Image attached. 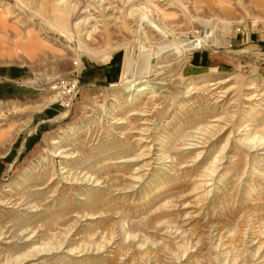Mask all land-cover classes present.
<instances>
[{
    "label": "rangeland",
    "instance_id": "374dc122",
    "mask_svg": "<svg viewBox=\"0 0 264 264\" xmlns=\"http://www.w3.org/2000/svg\"><path fill=\"white\" fill-rule=\"evenodd\" d=\"M0 202L28 264H264V0H0Z\"/></svg>",
    "mask_w": 264,
    "mask_h": 264
},
{
    "label": "bare ground",
    "instance_id": "6f19581e",
    "mask_svg": "<svg viewBox=\"0 0 264 264\" xmlns=\"http://www.w3.org/2000/svg\"><path fill=\"white\" fill-rule=\"evenodd\" d=\"M129 14L135 15L138 21L141 23V25H143V27H148L154 30L155 32H157V34H159L161 37H163L166 41V44L161 45L159 49L161 52L171 54V56H182L185 58L187 54L191 52L202 50L208 42L207 39L204 40L196 39L190 42V41H180V39L175 38L176 43H174L172 39L175 37V35L169 30H167L165 27H162L163 25L160 26L156 21H154L151 17H149L147 13L143 12V9L141 7L130 10ZM229 42L226 41L224 45L229 46L230 44ZM125 54L126 55H125V59L123 58L124 62L122 63V70H121L119 82L116 84H112L110 88L111 89L121 88L126 97L127 102L132 101L134 96L140 94L143 91L155 92L156 88L150 87L149 79L150 77L155 76L152 73L151 68L152 66L155 65L154 62L155 59H158L159 57L157 55L155 56L152 55L151 49L141 47L140 51L136 55L135 67L132 69L130 66V64L132 63V62L130 63V54H131L130 50H128ZM163 59L165 58H162L160 60ZM139 76H143L145 81H141V82L138 81L137 79ZM222 84L223 82L217 81L213 85L220 86ZM190 90L191 89H189V91ZM248 90H251V88H249ZM246 102L250 103L251 97H247ZM54 144L56 143L53 142V145ZM60 155H62V153H60ZM59 176L60 178L62 177L61 174H59ZM0 205H3V203L0 202ZM26 219L27 221L24 222L25 224H21L20 227L18 224L16 225V227L22 229L23 227L28 225L30 223V222L28 223V221H31L33 218L31 215H27ZM24 232L22 233L18 232L19 234L17 235V232L13 234L10 231L6 230V228L0 226V264H28V262L34 257L32 255V250L29 249L30 247V244L28 242L29 238L26 239L25 237H23ZM45 251L44 248H42L41 253H46Z\"/></svg>",
    "mask_w": 264,
    "mask_h": 264
},
{
    "label": "trees",
    "instance_id": "16d2710c",
    "mask_svg": "<svg viewBox=\"0 0 264 264\" xmlns=\"http://www.w3.org/2000/svg\"><path fill=\"white\" fill-rule=\"evenodd\" d=\"M114 68H115V69H118L119 66H118L117 64H115V65H114ZM114 79H115V78H111V82H114Z\"/></svg>",
    "mask_w": 264,
    "mask_h": 264
},
{
    "label": "crops",
    "instance_id": "0c3cea01",
    "mask_svg": "<svg viewBox=\"0 0 264 264\" xmlns=\"http://www.w3.org/2000/svg\"><path fill=\"white\" fill-rule=\"evenodd\" d=\"M114 68V67H113Z\"/></svg>",
    "mask_w": 264,
    "mask_h": 264
}]
</instances>
